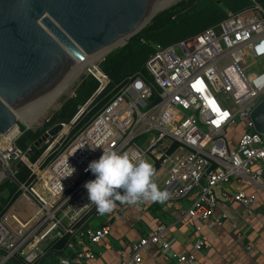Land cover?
Returning a JSON list of instances; mask_svg holds the SVG:
<instances>
[{"label":"built area","instance_id":"obj_1","mask_svg":"<svg viewBox=\"0 0 264 264\" xmlns=\"http://www.w3.org/2000/svg\"><path fill=\"white\" fill-rule=\"evenodd\" d=\"M261 58L264 9L254 1L240 13L227 11L223 21L197 35L166 47L156 45L147 74L118 85L111 100L87 120L109 85L100 63L96 64L87 76L99 81V89L78 107L70 123L45 130L62 125L56 136L45 140L46 149L37 161H27V150L17 145L21 131L9 148L0 145L5 169L16 176L15 165L23 161L30 171L28 181L18 186L19 197L5 212L0 210V264L10 260L38 264L47 248L64 238L66 252L57 264H84L96 258L90 247L105 241L112 226L92 225L100 214L84 184L95 179L86 169L104 151L128 152L150 162L156 170L155 182L169 193L164 202L179 210L181 220L221 225L224 217L216 216V209L229 204L253 214L258 199L244 186L249 182L264 190V134L255 130L251 119L264 100V73L247 77L243 69ZM224 96L232 99V105ZM231 130L239 133L237 139ZM230 183L241 188L231 191L225 187ZM187 199L193 202L185 208ZM149 201L122 205L146 208ZM15 208L19 210L14 212ZM195 229L202 232L201 226ZM168 231L163 221L155 219L151 232L131 243L129 252L118 251L121 264L140 263L150 245L171 250ZM205 247V240L198 237L192 253L176 256L177 264L194 263Z\"/></svg>","mask_w":264,"mask_h":264},{"label":"water","instance_id":"obj_2","mask_svg":"<svg viewBox=\"0 0 264 264\" xmlns=\"http://www.w3.org/2000/svg\"><path fill=\"white\" fill-rule=\"evenodd\" d=\"M157 0H0V138L21 117L29 126L78 76L84 61L126 36L142 31ZM107 54V55H108ZM106 55V56H107ZM103 57L100 61L105 60ZM255 130L264 134V100L251 114ZM29 130V128H27ZM57 125L43 133L25 155L44 146ZM2 179L21 183L5 169ZM23 161L15 165L20 170Z\"/></svg>","mask_w":264,"mask_h":264},{"label":"crops","instance_id":"obj_3","mask_svg":"<svg viewBox=\"0 0 264 264\" xmlns=\"http://www.w3.org/2000/svg\"><path fill=\"white\" fill-rule=\"evenodd\" d=\"M234 136L237 139L239 133ZM262 165L264 166V162ZM225 187L234 192L241 188L236 183L227 184ZM244 188L246 193L258 199L254 213L248 214L239 204L221 205L216 209V216H223V223L213 227L199 220H181L179 210L169 206L167 202L152 204L149 201L146 208L133 209H124L120 202H116L117 206L111 213L125 218L124 221L116 226L112 221H104L94 226L98 228L110 223L112 231L105 241L90 247L96 253V258L84 264H121L122 257L118 251L125 249L129 252L131 243L151 232L155 219H160L168 226V238L172 248L164 252L157 246L150 245L142 252V259L138 264H177L176 256L192 253L198 237L205 240L206 247L197 254L196 261L192 264H264V190L258 184L249 182ZM188 201L192 202L191 199L183 202L185 208L190 207L186 204ZM157 206L161 207L160 210L154 211ZM196 226L202 227L201 233H196ZM2 257L0 253V261ZM13 261L5 264H14Z\"/></svg>","mask_w":264,"mask_h":264},{"label":"trees","instance_id":"obj_4","mask_svg":"<svg viewBox=\"0 0 264 264\" xmlns=\"http://www.w3.org/2000/svg\"><path fill=\"white\" fill-rule=\"evenodd\" d=\"M254 1L264 9V0H181L158 13L125 46L110 52L100 63L101 70L109 79V85L96 99L95 103L99 105L85 119L88 120L111 100L114 95L111 92L118 85L140 73L147 74L146 65L150 56L155 53L156 45L166 47L197 35L223 21L227 16V11L240 13L250 8ZM99 86L100 83L94 76H84L76 87L74 95L68 98L51 116L48 124L38 131L22 129L23 134L17 141L19 148L26 151L51 125L70 123L78 113V107L85 105L95 95ZM0 145L10 147V143L4 139L0 140ZM45 149L46 147L35 148L31 161H37ZM29 175V169L24 166L17 170L16 178L21 184H25ZM17 191L18 186L10 180H5L0 184L1 211L5 212L15 202L19 197ZM160 208L155 207L154 211ZM67 241V238L54 241L38 264H57L59 258L65 255ZM13 263L22 264L18 260H14Z\"/></svg>","mask_w":264,"mask_h":264},{"label":"clouds","instance_id":"obj_5","mask_svg":"<svg viewBox=\"0 0 264 264\" xmlns=\"http://www.w3.org/2000/svg\"><path fill=\"white\" fill-rule=\"evenodd\" d=\"M73 173L75 169L72 168ZM91 171L95 179L84 184L88 199L95 204L99 214L111 213L121 204H135L141 200L163 203L169 193L155 182L154 166L143 159H137L128 152L107 151L89 163L86 171Z\"/></svg>","mask_w":264,"mask_h":264},{"label":"rangeland","instance_id":"obj_6","mask_svg":"<svg viewBox=\"0 0 264 264\" xmlns=\"http://www.w3.org/2000/svg\"><path fill=\"white\" fill-rule=\"evenodd\" d=\"M179 1L181 0H177L175 1L171 6H173L174 4L178 3ZM179 53V55H182V53L178 50L177 51ZM101 61V60H100ZM100 61H98L97 64L100 63ZM230 62V59L227 60V63ZM93 68H91L90 70H92ZM244 74L247 76V77H250V76H255V75H258V74H261V73H264V58H261L259 60H257L255 63H250V64H247L246 66H244ZM87 74H89V71H85L82 73V75L71 85V87L68 89V91L58 99V101L56 103H54L52 106H50L45 112L44 114L32 125V127L29 129L30 131H38L40 129L43 128V124L45 123V121L50 118L54 113H56L60 108L61 106L63 105V103L68 99L70 98L71 96H73V93L76 89V87L80 84L82 78L84 76H86ZM225 100L227 103H229L230 105H232V99L228 96H224ZM18 123V126L20 128V131L22 132V129L27 130V127L24 125V123L22 121H17ZM230 135H235V132L234 131H230ZM6 140V139H4ZM7 141V140H6ZM11 164H15V161L12 160L11 161ZM6 179H2L0 184L4 183ZM198 191H196L194 194H197ZM193 202V201H192ZM192 202L191 201H188L186 202L187 206H191L192 205ZM169 206H171L170 203H167ZM123 219L125 218H122L121 216H119L118 214H115V213H107V214H104V215H99V217L97 218H94L93 221H92V225L93 226H97L99 225L100 223L104 222V221H112V223L114 224V226H116L118 223H120V221H122ZM124 221V220H123ZM138 229H140V226H137Z\"/></svg>","mask_w":264,"mask_h":264},{"label":"bare ground","instance_id":"obj_7","mask_svg":"<svg viewBox=\"0 0 264 264\" xmlns=\"http://www.w3.org/2000/svg\"><path fill=\"white\" fill-rule=\"evenodd\" d=\"M175 1L177 0H157V3L153 9V11L151 12V14L149 15V18L152 17L153 15H155L156 13L166 9L167 7H169L170 5H172ZM130 36H126L124 38H122L120 41L116 42L115 44L111 45L110 47H107L105 49H103L102 51H99L91 56H87L85 58L84 61H79L80 66H81V70L78 74V76L69 84V86L61 93L59 94L52 102L51 104L46 107L42 113L33 121V123L29 126L21 117L18 118V121H22L24 123V125L27 128H31L32 125L44 114V112L50 107L52 106L54 103H56L58 101V99L60 97H62L67 91L68 89L71 87V85L82 75L83 72L85 71H89L91 68H93L94 66H96V64L98 63V61H100L103 57H105L108 52L115 48V47H119L122 46L123 44H125L128 40ZM19 126H15L7 135H4L0 138L1 139H6L9 143L13 140V138L15 137V135H17V133L19 132ZM4 173H0V182L2 180ZM19 210V208H15L14 212Z\"/></svg>","mask_w":264,"mask_h":264}]
</instances>
